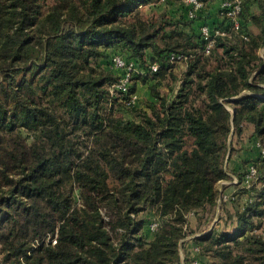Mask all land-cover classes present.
<instances>
[{"label":"trees","instance_id":"obj_1","mask_svg":"<svg viewBox=\"0 0 264 264\" xmlns=\"http://www.w3.org/2000/svg\"><path fill=\"white\" fill-rule=\"evenodd\" d=\"M200 1L0 0V264H264V0L238 29ZM204 24L224 32L209 51ZM115 55L142 69L127 89ZM246 130L253 154L234 147Z\"/></svg>","mask_w":264,"mask_h":264},{"label":"rangeland","instance_id":"obj_2","mask_svg":"<svg viewBox=\"0 0 264 264\" xmlns=\"http://www.w3.org/2000/svg\"><path fill=\"white\" fill-rule=\"evenodd\" d=\"M50 2L51 1H54V0H49ZM178 6V3L177 2H174V0L172 1L171 0V2H169V5H168V7H166V5L165 4H162L161 2H159V4L157 5V9H153L152 7H153V5L152 6H149V7H151V8H148V9H145L144 10V15L145 16H154V15H157L160 11H162L163 9H165V8H168V12L171 14H174V15H179V13L176 11V7ZM159 9H161V10H159ZM159 10V11H158ZM255 29V28H254ZM183 30L184 31H191V28H189V26H185L184 28H183ZM260 53L263 55V49H261L260 50ZM105 63V62H104ZM107 63H105L104 65H106ZM106 67V66H105ZM186 67V66H185ZM185 67H183L181 70H176V71H179V73H180V76H184L185 75V73H186V70H185ZM184 69V70H183ZM36 72H37V70H36ZM40 73H38V74H36V73H32L30 76H29V78L28 79H36L37 81H39V78H40ZM151 83H153V82H149V84H151ZM182 83H183V81H182V78H181V81H179L178 83H177V85H182ZM148 84V85H149ZM148 85H146V84H143L142 82H139V97H140V103H138V105H141V106H145V101L148 99L147 97H149V98H151V95L150 96H148L149 94H150V92H149V87H148ZM194 85H196L195 83H193V87H195ZM179 87V86H178ZM162 90L164 91V92H168V90H167V87L164 85L163 87H162ZM170 94L172 95V92H170ZM170 95V96H171ZM231 108V107H230ZM117 113H118V115H123L125 112H123V110H121V109H118L117 110ZM126 115L128 116V114L126 113ZM20 132H21V134L26 138V139H28V141H30V136H32V133L27 129V128H25V127H23L21 130H20ZM246 133H244L243 134V136L244 137H237V138H235V143H234V147L236 148V150H240L241 151V154H243V153H247L250 149H251V140L248 138L249 137V135L251 134V132H250V130L248 131V130H246L245 131ZM263 149V148H262ZM237 152V151H236ZM237 156H239L237 153H235ZM227 164L229 165V169L230 170H232V168H234L235 166L233 165H230L228 162H227ZM250 166V165H249ZM231 174H233V176H234V173H232L231 172ZM234 178H237V177H234ZM250 180H255V183L257 184V185H260L261 183H260V180H258V179H256V174L254 175H249V172H247V173H245L244 174V184H247V185H249V181ZM231 181H233V180H231V179H227V180H221L220 181V184L218 185V187L219 188H221L220 190H221V192H223L224 191V193H223V196L225 197V193L226 194H229V195H231V194H233L234 193V187H233V184H232V182ZM233 187V188H232ZM233 191V192H232ZM234 196V195H233ZM235 196L236 197H238L236 194H235ZM252 197H254V196H251V195H249V194H245L244 195V199L245 200H247L248 198L249 199H251ZM232 198V197H231ZM231 198H227L226 200H227V202L225 203L224 202V207H225V209H227V208H233L234 207V204H235V202H233L232 200H231ZM248 199V200H249ZM221 201V200H220ZM221 203V202H220ZM243 205V204H242ZM228 206V207H227ZM224 209V210H225ZM221 214H224V211H223V208H221V209H219V207L217 206V214H216V219L214 220V224L217 222V223H219V215H221ZM226 216H224L223 217V219H222V221H220V224H219V226L221 225L222 226V223H223V221H225V223H226V226H227V223H228V225L229 226H231V223H230V219H227L226 220V218H225ZM192 219H194V222H193V226H191L190 228V230H191V233L192 232H195L196 231V229H195V227H196V219L193 217ZM218 220V221H217ZM258 221V220H257ZM258 223H259V221H258ZM257 224V223H256ZM260 227L259 228H257L255 231H257V233L259 232V233H261V232H264V218H262V221H261V223H260ZM220 228V227H219ZM226 228V227H225ZM191 236V235H190ZM189 235L187 236V237H190ZM52 239H50L49 238V236L48 237H45V239L44 240H42V241H45V242H50ZM42 241H37L36 243L37 244H40ZM55 240H53V242H54ZM186 244H188V241L185 243V245H184V249H182V251H181V253H182V257L184 258L186 255H187V249L189 248V246L188 245H186ZM183 248V247H182Z\"/></svg>","mask_w":264,"mask_h":264},{"label":"built area","instance_id":"obj_3","mask_svg":"<svg viewBox=\"0 0 264 264\" xmlns=\"http://www.w3.org/2000/svg\"><path fill=\"white\" fill-rule=\"evenodd\" d=\"M187 1L193 5V8L190 9L189 14L191 16H194L196 13V10H198V9H200V7H202V2L200 0H187ZM243 1L244 0H223L222 1L221 6L224 9V13L227 16H230L234 21V26H233L234 29H238L240 26L239 19L237 18V14L242 9ZM201 29H202V33L205 35V37L209 39V42H208L207 47H206V50L209 51L210 47L213 45V42H214V35L219 34V33H224V32L217 29L215 31V34H214V32L211 30L210 26L207 24L202 25ZM182 58H183V55H179V54H175V53H172V55H171V59H182ZM113 66L119 70L120 69L123 70L122 75L119 77V80L116 83V87L122 88V89H127L128 85L131 82V77H132L134 71L139 70V69H140V71H142V69L140 67H138V65L136 63H134L133 61H127L121 55H115L113 57ZM158 66H159V64L155 63L152 65V69L157 70ZM136 99H137V94L136 93L132 94L129 102H135ZM258 145L260 146L259 142H258ZM262 153L264 155V148L262 149ZM255 172H256L255 165L252 164L250 166L249 175H253V174H255ZM234 181L236 182L237 179L235 178ZM159 223H160V219L155 218L150 224L151 230L155 231L158 228ZM193 264H197V262H194Z\"/></svg>","mask_w":264,"mask_h":264},{"label":"crops","instance_id":"obj_4","mask_svg":"<svg viewBox=\"0 0 264 264\" xmlns=\"http://www.w3.org/2000/svg\"><path fill=\"white\" fill-rule=\"evenodd\" d=\"M215 8H216V7H215ZM138 90H139V85H138ZM149 92H150V90H149ZM148 96H150V94H149ZM249 152H251V154H253V151H249ZM230 163H231V165L234 164V163H235V165H238V163H239V162H238V156H237L236 154H234V155L232 156V159H231V162H230ZM231 182H232V181H231ZM233 187H234V186H233ZM233 187H232V188H233ZM234 190H235V187H234ZM234 190H233V191H234ZM233 191H232V192H233ZM231 195H232V194H231ZM231 195L225 193V199H227V198H228V199L231 198Z\"/></svg>","mask_w":264,"mask_h":264}]
</instances>
